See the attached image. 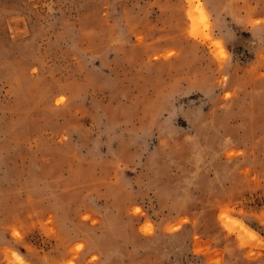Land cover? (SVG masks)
<instances>
[{
  "label": "rangeland",
  "instance_id": "1",
  "mask_svg": "<svg viewBox=\"0 0 264 264\" xmlns=\"http://www.w3.org/2000/svg\"><path fill=\"white\" fill-rule=\"evenodd\" d=\"M0 264H264V0H0Z\"/></svg>",
  "mask_w": 264,
  "mask_h": 264
},
{
  "label": "bare ground",
  "instance_id": "2",
  "mask_svg": "<svg viewBox=\"0 0 264 264\" xmlns=\"http://www.w3.org/2000/svg\"><path fill=\"white\" fill-rule=\"evenodd\" d=\"M202 10V9H201Z\"/></svg>",
  "mask_w": 264,
  "mask_h": 264
}]
</instances>
